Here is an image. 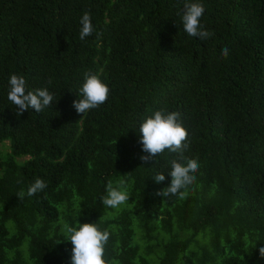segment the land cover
I'll list each match as a JSON object with an SVG mask.
<instances>
[{
	"label": "trees",
	"instance_id": "obj_1",
	"mask_svg": "<svg viewBox=\"0 0 264 264\" xmlns=\"http://www.w3.org/2000/svg\"><path fill=\"white\" fill-rule=\"evenodd\" d=\"M192 2L211 38L184 31L185 0H0V264H71L62 228L78 221L109 231L107 264H264V0ZM85 73L110 93L83 116ZM12 74L51 106L18 117ZM157 110L180 113L179 162L199 164L183 199L156 194L179 153L141 160L138 128ZM121 178L129 200L104 206ZM36 179L44 191L16 196Z\"/></svg>",
	"mask_w": 264,
	"mask_h": 264
},
{
	"label": "clouds",
	"instance_id": "obj_2",
	"mask_svg": "<svg viewBox=\"0 0 264 264\" xmlns=\"http://www.w3.org/2000/svg\"><path fill=\"white\" fill-rule=\"evenodd\" d=\"M204 12L205 8L202 3L185 0L181 20L183 29L188 36L199 37L201 40L211 38L213 33L204 29L201 25V18ZM80 24L82 27L79 32V38L83 41L86 37L91 36L94 31L88 12L83 14ZM99 35L101 33H97V38H99ZM221 55L227 58L229 49L225 47ZM9 85L10 89L7 99L18 109L16 112L18 117L29 109L38 113L42 112L45 108L51 106L54 100V95L47 88L26 91V81L22 76L12 74L9 79ZM78 93L81 98L74 101L73 106L79 114L84 116L90 110L99 108L107 101L110 89L97 74L85 73L84 83ZM179 118V112L166 113L165 111L157 110L153 115L146 118L138 128V134L141 135L139 142L142 144L143 152L147 153V155L141 157V160L145 163L153 159L157 154L162 155L166 150L180 154L178 158L171 161V170L167 173L171 177L170 186L156 193L158 196L165 198L169 196H177L180 199L185 198L188 187L195 182V173L199 168L198 161L195 159H187L186 165L179 162L185 159L183 151L189 147V144L185 143L188 133L182 124L178 122ZM153 179L157 184H160L165 181L166 176L160 173ZM116 185L114 187L111 180L107 182L106 195L101 198L104 206L118 208L129 200L125 179H119L116 181ZM46 187L44 180L36 179L28 187L27 193L20 191L16 196L23 200L25 195L31 197L44 191ZM78 225V227H74L65 224L62 228L66 241L72 244L71 264H107L104 254L105 246L110 238L109 231L99 230L94 223L81 224L78 221ZM259 254L264 258V246L259 247Z\"/></svg>",
	"mask_w": 264,
	"mask_h": 264
},
{
	"label": "rangeland",
	"instance_id": "obj_3",
	"mask_svg": "<svg viewBox=\"0 0 264 264\" xmlns=\"http://www.w3.org/2000/svg\"><path fill=\"white\" fill-rule=\"evenodd\" d=\"M0 149L2 152H9L10 151L9 142L5 141L4 144H1ZM22 159H24V158H22ZM19 160H20V158H19ZM119 207H121V206H119Z\"/></svg>",
	"mask_w": 264,
	"mask_h": 264
}]
</instances>
